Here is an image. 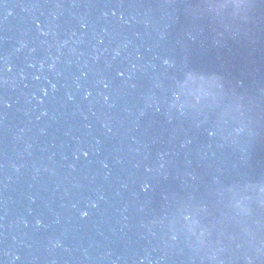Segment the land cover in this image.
Returning a JSON list of instances; mask_svg holds the SVG:
<instances>
[{
  "label": "water",
  "instance_id": "obj_1",
  "mask_svg": "<svg viewBox=\"0 0 264 264\" xmlns=\"http://www.w3.org/2000/svg\"><path fill=\"white\" fill-rule=\"evenodd\" d=\"M94 0H0V216L61 86Z\"/></svg>",
  "mask_w": 264,
  "mask_h": 264
},
{
  "label": "clouds",
  "instance_id": "obj_2",
  "mask_svg": "<svg viewBox=\"0 0 264 264\" xmlns=\"http://www.w3.org/2000/svg\"><path fill=\"white\" fill-rule=\"evenodd\" d=\"M175 95V97L177 98V100L179 99V97H180V95H181V92H180V94H177V93H175L174 94Z\"/></svg>",
  "mask_w": 264,
  "mask_h": 264
}]
</instances>
